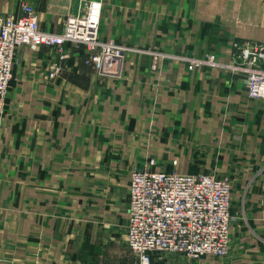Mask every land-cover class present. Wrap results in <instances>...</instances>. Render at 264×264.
Returning a JSON list of instances; mask_svg holds the SVG:
<instances>
[{
  "label": "crops",
  "instance_id": "obj_1",
  "mask_svg": "<svg viewBox=\"0 0 264 264\" xmlns=\"http://www.w3.org/2000/svg\"><path fill=\"white\" fill-rule=\"evenodd\" d=\"M89 1L0 0V19L29 3L60 33ZM101 1V39L127 47L120 77L83 44L17 51L0 105V264H142L126 241L135 168L233 182L229 253L151 264H264V99L230 70L237 43H264V0Z\"/></svg>",
  "mask_w": 264,
  "mask_h": 264
},
{
  "label": "built area",
  "instance_id": "obj_2",
  "mask_svg": "<svg viewBox=\"0 0 264 264\" xmlns=\"http://www.w3.org/2000/svg\"><path fill=\"white\" fill-rule=\"evenodd\" d=\"M22 8L21 15L0 19V103L7 97L21 47L36 50L50 45L63 51L67 42L83 44L101 76H121L127 47L101 39V0H90L80 13L69 15L60 33L43 29L31 4L22 3ZM236 46L238 61L230 70L244 74L250 98L264 99V43L246 41ZM55 74L56 69L50 77ZM232 194L233 182L228 177L135 168L129 181L127 245L142 264H151L156 253L194 261L204 256L225 257L236 220Z\"/></svg>",
  "mask_w": 264,
  "mask_h": 264
},
{
  "label": "rangeland",
  "instance_id": "obj_3",
  "mask_svg": "<svg viewBox=\"0 0 264 264\" xmlns=\"http://www.w3.org/2000/svg\"><path fill=\"white\" fill-rule=\"evenodd\" d=\"M92 64H93V63H92ZM10 87H11V85H10ZM10 87H9V89H10ZM5 100H6V99H5ZM5 100H4V101H5ZM4 101H3L2 103H0V105H2V104L4 103ZM136 169H137V168H136ZM138 170H140V169H138Z\"/></svg>",
  "mask_w": 264,
  "mask_h": 264
}]
</instances>
